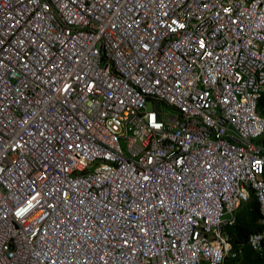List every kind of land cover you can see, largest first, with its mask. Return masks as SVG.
Instances as JSON below:
<instances>
[{"label":"built area","instance_id":"1","mask_svg":"<svg viewBox=\"0 0 264 264\" xmlns=\"http://www.w3.org/2000/svg\"><path fill=\"white\" fill-rule=\"evenodd\" d=\"M263 91L264 0H0V264L264 252Z\"/></svg>","mask_w":264,"mask_h":264},{"label":"trees","instance_id":"2","mask_svg":"<svg viewBox=\"0 0 264 264\" xmlns=\"http://www.w3.org/2000/svg\"><path fill=\"white\" fill-rule=\"evenodd\" d=\"M257 106L264 116V91L258 97ZM261 140L264 144V132ZM258 217L259 208L254 196L249 202L242 203L238 207L236 221L225 228L231 241V251L235 254L229 253L224 259V264H264V252L260 253L252 249L248 243L249 234L260 227Z\"/></svg>","mask_w":264,"mask_h":264},{"label":"crops","instance_id":"3","mask_svg":"<svg viewBox=\"0 0 264 264\" xmlns=\"http://www.w3.org/2000/svg\"><path fill=\"white\" fill-rule=\"evenodd\" d=\"M257 108H258V106H257ZM259 110V109H258ZM259 114L264 118V116L260 113V111H259ZM263 135V134H262ZM262 135L258 138V140L259 141H261L262 142V140H261V138H262ZM263 143V142H262ZM264 145V144H263ZM247 203V202H246Z\"/></svg>","mask_w":264,"mask_h":264},{"label":"rangeland","instance_id":"4","mask_svg":"<svg viewBox=\"0 0 264 264\" xmlns=\"http://www.w3.org/2000/svg\"><path fill=\"white\" fill-rule=\"evenodd\" d=\"M164 107V110H167V111H169V110H171L169 107H167V106H163Z\"/></svg>","mask_w":264,"mask_h":264}]
</instances>
